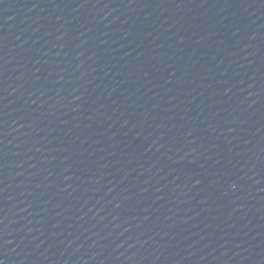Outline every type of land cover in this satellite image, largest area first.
Returning a JSON list of instances; mask_svg holds the SVG:
<instances>
[{"label": "water", "instance_id": "obj_1", "mask_svg": "<svg viewBox=\"0 0 264 264\" xmlns=\"http://www.w3.org/2000/svg\"><path fill=\"white\" fill-rule=\"evenodd\" d=\"M0 264H264V0H0Z\"/></svg>", "mask_w": 264, "mask_h": 264}]
</instances>
